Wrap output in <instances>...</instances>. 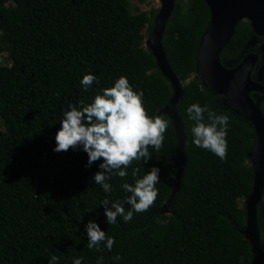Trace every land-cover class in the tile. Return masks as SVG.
<instances>
[{
    "label": "trees",
    "instance_id": "16d2710c",
    "mask_svg": "<svg viewBox=\"0 0 264 264\" xmlns=\"http://www.w3.org/2000/svg\"><path fill=\"white\" fill-rule=\"evenodd\" d=\"M157 12L152 8L150 18L132 12L129 0H0V54L6 52L10 60L0 63V264H48L53 254L59 258L55 264H72L75 256L82 257L81 264H96L101 255L102 264H251L254 253L241 231L245 206L240 208L238 200L252 189L248 152L254 127L196 74L198 44L210 18L208 5L204 0H174L161 44L181 83L176 110L187 159L172 195L176 137L170 117L160 110L173 89L144 46V28L151 33ZM263 44L264 36L243 19L219 59L233 67L246 50L258 54ZM89 71L98 82L84 89L80 80ZM252 71L257 80L255 67ZM120 74L133 89L142 90L147 113L160 115L168 125L160 148L149 146V159L133 160L127 176L110 177L113 190L105 193L91 180L102 158L85 167L83 150L70 146L53 151V135L62 110L80 100L89 102ZM193 102L227 115L223 160L192 143L194 122L185 109ZM259 106L264 113V98ZM150 165L160 168L152 204L134 211L128 221L117 216V223L107 224L99 201L108 196L127 210L121 182H132V168L139 169L140 176ZM89 219L115 238L111 250L103 242L99 250L87 247L84 224ZM256 223L261 251L257 264H264V191ZM117 253L120 259L113 260Z\"/></svg>",
    "mask_w": 264,
    "mask_h": 264
},
{
    "label": "clouds",
    "instance_id": "9594fccd",
    "mask_svg": "<svg viewBox=\"0 0 264 264\" xmlns=\"http://www.w3.org/2000/svg\"><path fill=\"white\" fill-rule=\"evenodd\" d=\"M98 82V77L91 71L82 75L80 84L84 89ZM143 92L133 89L126 75L120 74L109 86L100 88L89 102L80 100L77 105L69 104L62 110L59 128L55 131L53 151L83 150L87 159L85 167L99 160L97 171L91 180L105 193H110L112 185L110 177H125L128 165L133 161H147L150 157L149 146L159 149L164 139L168 121L160 115H149L142 104ZM188 119L193 121L190 128L192 143L197 147L207 149L221 160L227 151V115L214 112L207 104L190 103L185 109ZM206 114V119H205ZM139 169L132 168L131 183L122 181L120 188L127 195L123 201L130 207L126 210L120 200H110L105 196L99 201L103 207L104 219L107 224L117 223V216L124 221L132 218L133 212L147 209L156 198L160 168L150 165L143 175L138 176ZM84 234L87 236V247L99 250L103 246L111 250L115 238L107 235L94 219L84 224ZM59 258L51 255L48 264H55ZM103 256L96 257V264H102ZM119 254L113 260H119ZM82 257L72 258V264H81Z\"/></svg>",
    "mask_w": 264,
    "mask_h": 264
},
{
    "label": "water",
    "instance_id": "95a60500",
    "mask_svg": "<svg viewBox=\"0 0 264 264\" xmlns=\"http://www.w3.org/2000/svg\"><path fill=\"white\" fill-rule=\"evenodd\" d=\"M204 1L208 5L210 18L198 44L196 74L204 79L214 93L225 96L239 110L244 119L252 123L255 131L253 145L248 152L253 168V184L245 200L246 221L241 231L249 240L254 253L251 264H257L261 251L256 207L264 191V113L260 109L259 101H255L250 94L251 92L264 93V85L251 76L257 59L256 54L245 55L233 67L223 65L219 55L233 35L238 21L248 19L254 32L264 36V0ZM173 4L174 0H160L158 12L146 42L160 71L168 78L173 89L171 97L160 110L161 113L170 117L176 137V150L171 158L176 167L172 195L179 189L187 159L184 151V128L176 110V103L181 94V83L170 68L161 44L165 22L172 11Z\"/></svg>",
    "mask_w": 264,
    "mask_h": 264
},
{
    "label": "rangeland",
    "instance_id": "374dc122",
    "mask_svg": "<svg viewBox=\"0 0 264 264\" xmlns=\"http://www.w3.org/2000/svg\"><path fill=\"white\" fill-rule=\"evenodd\" d=\"M129 3H130V9L132 12H142L148 18H150L151 9L154 7L159 8V6H160V0H129ZM147 24L148 23H146V26H147ZM148 38H149L148 28H144V46H146V42H147ZM253 45H254V42H252L251 44H248L247 49H250ZM244 53L245 54L243 55V57L249 53H254L257 55V59L255 62V65H254V67H255V78L257 80L263 81V79H264L263 78V75H264V44L258 50V54L260 55V57L258 56L257 52L254 50H246ZM0 63H5V64L10 63L9 58L6 56V52H3L0 54ZM261 98H264L263 94L260 96L259 95L256 96L257 101H260ZM1 122L2 121L0 118V129H2ZM245 200H246L245 197H242L238 200V204H239L240 208L245 206Z\"/></svg>",
    "mask_w": 264,
    "mask_h": 264
},
{
    "label": "flooded vegetation",
    "instance_id": "af4514ba",
    "mask_svg": "<svg viewBox=\"0 0 264 264\" xmlns=\"http://www.w3.org/2000/svg\"><path fill=\"white\" fill-rule=\"evenodd\" d=\"M252 73H253V71H252ZM260 83H262V82H260ZM262 84L264 85V83H262ZM254 93H255V94H254L255 98L253 97V99H254L255 101H257V100H256V96H257L256 93H257V92H254ZM260 93H263V92H260ZM263 95H264V93H263ZM262 99H263V98H261L260 101H261ZM260 101H259V102H260Z\"/></svg>",
    "mask_w": 264,
    "mask_h": 264
}]
</instances>
